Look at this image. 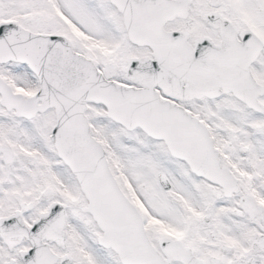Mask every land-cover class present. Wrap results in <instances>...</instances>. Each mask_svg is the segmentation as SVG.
<instances>
[{"label": "snow or ice", "instance_id": "1", "mask_svg": "<svg viewBox=\"0 0 264 264\" xmlns=\"http://www.w3.org/2000/svg\"><path fill=\"white\" fill-rule=\"evenodd\" d=\"M0 264H264V0H0Z\"/></svg>", "mask_w": 264, "mask_h": 264}]
</instances>
